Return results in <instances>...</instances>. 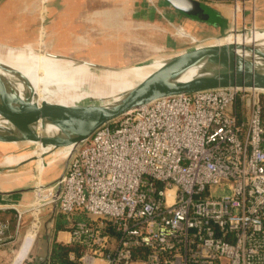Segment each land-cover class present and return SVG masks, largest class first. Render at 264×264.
Listing matches in <instances>:
<instances>
[{"label": "built area", "instance_id": "built-area-1", "mask_svg": "<svg viewBox=\"0 0 264 264\" xmlns=\"http://www.w3.org/2000/svg\"><path fill=\"white\" fill-rule=\"evenodd\" d=\"M263 95L206 90L121 116L55 184L36 181L16 232L27 213L32 227L53 207L70 221L86 216L70 228L80 264H264Z\"/></svg>", "mask_w": 264, "mask_h": 264}, {"label": "crops", "instance_id": "crops-1", "mask_svg": "<svg viewBox=\"0 0 264 264\" xmlns=\"http://www.w3.org/2000/svg\"><path fill=\"white\" fill-rule=\"evenodd\" d=\"M34 1L0 0V39L2 38L0 43L7 40L16 43L22 42L24 46L30 43L35 46L39 45L41 35L39 17L34 16L35 14L30 8V11L27 9ZM197 1L213 11L220 22L211 23L187 17L176 11L164 0H62L57 4H54L56 0H52L49 13L51 18L52 15H56V17H53V21H49L50 26H48V30L53 31V33L46 32V35L48 42H52L58 54H51L56 56V59L70 61L65 60L59 54L82 56L88 52L90 55L92 53L95 61L105 59L112 62V57L107 58L104 55V52L110 51V49L107 50L110 44L105 38L110 33L104 31L111 27L109 24V27L107 26L106 18L112 17L110 13L119 11L126 14L128 27L133 26L135 28L137 26L150 32L147 38L151 45L161 46L164 51H180L178 54L185 52L187 48L182 50V44L175 39V35H169L168 28L171 25L180 26L181 31H189L187 34L196 38L197 42H202L219 40L234 28H244V26L253 23L252 20L250 23L247 20L248 14H250L246 12L247 10H242L240 15L239 9H236V5L233 3L234 0ZM257 2L258 0L254 4L255 11L258 8ZM88 30L101 31L95 36V40L98 39V41L88 42L89 45L85 40L86 37L82 35ZM29 31L31 38H29ZM10 35L14 38H9ZM77 39L85 40L84 45L80 43L81 46H78ZM92 57L85 61H91ZM34 145L37 147L35 151L37 160L36 174H33V177L38 184L56 183L63 174V170L59 171L57 166L66 156L62 151L44 155V149L40 143H34ZM30 157L31 154L14 156L9 158L7 162L11 165H18L29 160ZM14 178L16 179L0 181V228L3 224L9 223L6 238H0V264H8L16 252L12 264H24L25 260H27L25 264H49L50 253L55 242L71 244L70 228L63 216L56 213L50 214L54 208L49 207L50 211L41 217V225L38 214H34L35 219L30 230L28 226L32 215L27 213L23 217L17 233L16 209L24 211L32 203L33 187H27L22 185L20 181H16L18 176ZM13 181L16 182L12 183ZM62 224L64 227L59 230L58 225Z\"/></svg>", "mask_w": 264, "mask_h": 264}, {"label": "water", "instance_id": "water-1", "mask_svg": "<svg viewBox=\"0 0 264 264\" xmlns=\"http://www.w3.org/2000/svg\"><path fill=\"white\" fill-rule=\"evenodd\" d=\"M164 1L187 17L220 22L215 13L200 1ZM162 62V67L133 88L101 104L80 109H64L47 103L39 106L32 100V93V97L23 100L10 80L0 73V143L40 142L53 152L73 146L65 158L64 174L73 154L97 130L156 100L225 88L254 89L264 93V43L200 45ZM84 64L95 72L125 70L95 63ZM5 171L0 167V173Z\"/></svg>", "mask_w": 264, "mask_h": 264}, {"label": "rangeland", "instance_id": "rangeland-1", "mask_svg": "<svg viewBox=\"0 0 264 264\" xmlns=\"http://www.w3.org/2000/svg\"><path fill=\"white\" fill-rule=\"evenodd\" d=\"M61 1L62 0H56V2H54V4H57L58 2L60 3ZM255 1L254 0H239V2H238L239 4L236 6V9H239L240 15H241L242 10H247L246 12L250 13V14H248L247 20L249 23L252 20L253 23H251L252 25L249 24L248 26H244V28H238V27L234 28L232 30V32L235 30L238 33L244 34L246 32L254 31V29L261 31V32H264V0H258L257 11H255V9H254ZM51 2H52V0H35L33 4H31L30 6L27 7V9L30 8L31 11L35 14L34 16L37 15L39 17V31L41 33L39 45L35 46L34 44L30 43V44H27L24 46L22 42L16 43L14 41H11L12 42V44H11V42H9L7 40L3 41V43H0V45L5 46V47H11V48L29 47L31 49L39 51V53L42 55H43V53H46V52L50 53V54L51 53L58 54L56 52L55 47H53L52 42L51 43H50V41L48 42V38L46 35V32H50V33L52 32L53 33V31L48 30V26H50L49 21H51V20L53 21L54 18L56 17V15H52V18H51V15L49 13V11H50L49 8L51 6ZM233 3L236 5L235 1H233ZM59 7H61V6L59 5ZM30 9H29V11H30ZM254 12H256L255 16H254ZM110 14L112 15V17H110L108 19L106 18V23H107L108 27H109V25L111 27L104 31L105 33H110V35L105 37L107 43L110 44V46L107 47V50L110 49V51L109 52L107 51L106 53L104 52V55L107 58L112 57L113 58L112 62H109L105 59H103V60L98 59L97 61H95L92 57L91 52H90L91 55L87 52L86 55H82V56H80L78 54L73 55V56H71V55L66 56L63 54H59V55L63 56L64 58L69 59L70 61H73L74 63H78V62L95 63L98 65H102V66L114 68V69H129V68H133L136 66H142V65H150V66L156 65L163 60L165 61V60L172 58L171 56L176 55L180 52V51H178V52L177 51L176 52L175 51L174 52L164 51L161 48V46H157L154 44L151 45L148 41L149 39L147 38V35L150 32L148 30L138 28L137 26H135V28L133 26L128 27V24L126 22V14H123L121 11H119L117 13L116 12L110 13ZM180 28H181L180 26L171 25L168 28V32H169V35L170 34L175 35V37H176L175 39H177V41L181 42L182 47H183L182 50L186 49V48H187L186 50L192 49V48L198 47L200 45H202V46H209V45H213V44L217 45V43H216L217 39L207 40V41H202V42L198 41L196 43H192V41L190 42L189 37H191L192 40H194V41H196V38L187 34V33H189V31L186 30L184 32V31H181ZM179 31L181 34L179 33ZM98 32H101V31L88 30L86 33L82 34V35H84V37H86L85 40H87L88 45H89L88 42L93 43V42L98 41V39L95 40V38H96L95 36L98 34ZM29 34H30V31H29ZM47 34H49V33H47ZM182 34H185V37H183ZM9 38H14V36L10 35ZM29 38H31V34L29 35ZM44 38H45V40H44ZM219 39H221V38H219ZM263 39H264V37L262 39H260V38L254 39V37L253 38L248 37V35L245 36V40H247L246 43H249L251 45H253L255 42L261 41ZM0 40H2V38ZM28 40H30V39H28ZM85 40H83V39L78 40L77 45L78 46H81V44L84 45ZM228 40L238 41V37L231 38V36H229V37L221 40L219 43H220V45H226L228 43ZM44 41L46 42L45 44H44ZM7 42H9V43H7ZM242 42H243V39L239 38L238 43H242ZM88 47H90V46H88ZM90 57H92L91 61H85L87 58L89 59ZM94 58H96V57H94ZM84 63L81 65L87 66ZM25 72H27V73L29 72V70L26 69V67H25ZM37 82L40 83L41 81L37 79ZM28 85H29V83L27 84V86ZM84 93H86V90L81 88V89H78L76 91V93L66 94V96H64L60 99H58V98L54 99L53 96H44V98L49 99V100L54 99L58 102L60 101V102L73 103L75 99H77L79 96H82ZM36 148L37 147L35 145H33V141L22 142V143H17V144H1L0 143V167L4 168L6 170L5 172L0 173V181L1 182L2 181H9V179L15 180L16 178H14V177L18 176L16 181H20V183L22 185H25L27 187H31V186L34 187L35 183H36V179L33 177V174H36V160H37V156L35 154ZM24 153H28V154L30 153L31 154V157L29 160H26L19 165H11L7 162L8 161L7 159H9V157H12V156L17 157L18 155H21ZM64 167H65V159L60 161L57 168L59 171H61V170H64ZM15 182L13 181L12 183H15ZM24 189H26V188H24ZM212 194H222V192H217V190H213ZM49 211H50L49 207H47L41 211L40 223H42L41 222L42 215H44L46 212H49ZM51 213L52 214H54V213L58 214L56 210H54L53 212H50V214ZM28 215H30V213H28ZM74 217H77V216H74ZM31 222H32V217H31V220H30V223L28 226L29 230L31 227ZM16 254H17V252H16ZM16 254L12 255V257H11L12 261L10 260V262L8 264H12ZM26 262H27V260H25L24 264Z\"/></svg>", "mask_w": 264, "mask_h": 264}, {"label": "bare ground", "instance_id": "bare-ground-1", "mask_svg": "<svg viewBox=\"0 0 264 264\" xmlns=\"http://www.w3.org/2000/svg\"><path fill=\"white\" fill-rule=\"evenodd\" d=\"M247 35L254 37V39H262L264 32L255 29L241 34L234 30L226 37L217 40L216 43L220 45L221 40L231 36V38L238 37V41L228 40L226 45H251L246 43L245 36ZM239 38L243 39L242 43H238ZM257 43H264V39L255 42L253 45ZM162 66L163 62H160L156 65L136 66L118 72H105L103 70H96L95 72L88 66L56 59V56L47 52L42 55L39 51L29 47L11 48L0 45V73L15 86L21 99L26 100L27 96H34L32 100L39 106L47 103L64 109H80L98 105L133 88ZM25 67L29 70L28 73L25 72ZM37 79L41 82L38 83ZM81 88L85 89L86 93L75 99L73 103L54 100L60 99L66 94H74ZM44 96H53L54 99L49 100ZM34 143L40 142H33V145ZM40 145L44 149V155L53 153L49 147L45 148L41 143ZM72 150L73 146H70L58 151H62L67 157ZM25 154L28 153L21 155Z\"/></svg>", "mask_w": 264, "mask_h": 264}, {"label": "trees", "instance_id": "trees-1", "mask_svg": "<svg viewBox=\"0 0 264 264\" xmlns=\"http://www.w3.org/2000/svg\"><path fill=\"white\" fill-rule=\"evenodd\" d=\"M262 100L264 102V95L262 96ZM60 215V214H59ZM63 216V215H61ZM67 225L71 228V224L79 221L86 220V216L84 214H79L77 217L72 218V221L68 220L65 216ZM64 225H58L59 230L62 229ZM76 251L78 252V247L73 244H63L55 242L52 246V250L49 257V264H80L77 261H71L69 258L70 252Z\"/></svg>", "mask_w": 264, "mask_h": 264}]
</instances>
